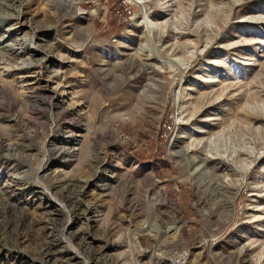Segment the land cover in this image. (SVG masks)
Returning <instances> with one entry per match:
<instances>
[{
  "label": "rangeland",
  "instance_id": "1",
  "mask_svg": "<svg viewBox=\"0 0 264 264\" xmlns=\"http://www.w3.org/2000/svg\"><path fill=\"white\" fill-rule=\"evenodd\" d=\"M173 248L264 264V0H0V264Z\"/></svg>",
  "mask_w": 264,
  "mask_h": 264
},
{
  "label": "built area",
  "instance_id": "2",
  "mask_svg": "<svg viewBox=\"0 0 264 264\" xmlns=\"http://www.w3.org/2000/svg\"><path fill=\"white\" fill-rule=\"evenodd\" d=\"M190 250L173 248L167 253L168 264H198L197 262L190 261Z\"/></svg>",
  "mask_w": 264,
  "mask_h": 264
},
{
  "label": "bare ground",
  "instance_id": "3",
  "mask_svg": "<svg viewBox=\"0 0 264 264\" xmlns=\"http://www.w3.org/2000/svg\"><path fill=\"white\" fill-rule=\"evenodd\" d=\"M149 1H156V0H133V2L142 10L145 9V4ZM148 12V11H147ZM145 24V32L147 36H150L153 30V24L149 19L144 21ZM4 42V41H3ZM147 229V227L144 228V231Z\"/></svg>",
  "mask_w": 264,
  "mask_h": 264
}]
</instances>
